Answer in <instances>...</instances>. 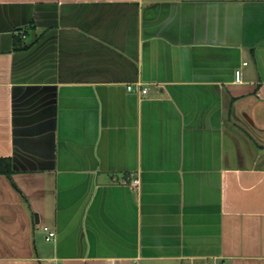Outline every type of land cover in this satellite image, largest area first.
Listing matches in <instances>:
<instances>
[{"label": "crops", "instance_id": "0c3cea01", "mask_svg": "<svg viewBox=\"0 0 264 264\" xmlns=\"http://www.w3.org/2000/svg\"><path fill=\"white\" fill-rule=\"evenodd\" d=\"M261 91L264 0H0V264H264Z\"/></svg>", "mask_w": 264, "mask_h": 264}, {"label": "built area", "instance_id": "2783aa9c", "mask_svg": "<svg viewBox=\"0 0 264 264\" xmlns=\"http://www.w3.org/2000/svg\"><path fill=\"white\" fill-rule=\"evenodd\" d=\"M246 65V63H244ZM235 83H242V71L241 69L236 70L235 72ZM130 90L133 89L132 86L128 87ZM143 93H147L146 89L142 90ZM259 96H264V91L257 92ZM134 184L137 186L139 184L138 180L134 181ZM44 231L46 233V240L47 241H52L56 237V232L50 229L49 227H44Z\"/></svg>", "mask_w": 264, "mask_h": 264}, {"label": "trees", "instance_id": "16d2710c", "mask_svg": "<svg viewBox=\"0 0 264 264\" xmlns=\"http://www.w3.org/2000/svg\"><path fill=\"white\" fill-rule=\"evenodd\" d=\"M11 171V167H10V163L8 160H1L0 159V172L3 173H10Z\"/></svg>", "mask_w": 264, "mask_h": 264}]
</instances>
